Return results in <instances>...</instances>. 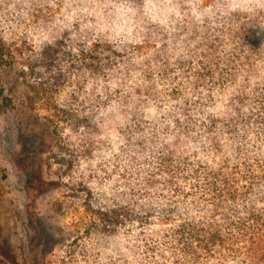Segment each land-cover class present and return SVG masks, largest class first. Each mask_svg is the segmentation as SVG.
<instances>
[{
	"label": "rangeland",
	"instance_id": "obj_1",
	"mask_svg": "<svg viewBox=\"0 0 264 264\" xmlns=\"http://www.w3.org/2000/svg\"><path fill=\"white\" fill-rule=\"evenodd\" d=\"M245 12L264 39V0H0L3 264H172L160 243L149 252L153 226L134 221L136 185L174 142L184 102L205 116L262 82L264 48L247 78L250 23L231 15ZM101 209L123 221L103 227Z\"/></svg>",
	"mask_w": 264,
	"mask_h": 264
},
{
	"label": "trees",
	"instance_id": "obj_2",
	"mask_svg": "<svg viewBox=\"0 0 264 264\" xmlns=\"http://www.w3.org/2000/svg\"><path fill=\"white\" fill-rule=\"evenodd\" d=\"M131 1L137 7L144 2ZM231 15L250 23L241 27L240 38L248 47L243 59L251 78L252 58L263 57L264 39L257 37L256 15ZM55 50L54 44L47 46L43 57L49 61ZM9 56L0 53V64ZM85 60L89 67L100 66L95 55ZM207 62H200L204 74ZM260 79L251 95L247 87L235 88L227 103L205 116H194L186 101L170 121L174 142L161 143L150 171L136 185L134 205L143 207L133 218L140 226H153L146 239L152 255L160 243L170 250L172 264H264V73ZM40 85L31 88L42 95ZM186 140L200 155L183 153ZM122 218L116 210H99L103 227L120 224Z\"/></svg>",
	"mask_w": 264,
	"mask_h": 264
}]
</instances>
